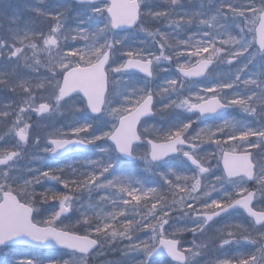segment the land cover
<instances>
[{
    "label": "rangeland",
    "instance_id": "1",
    "mask_svg": "<svg viewBox=\"0 0 264 264\" xmlns=\"http://www.w3.org/2000/svg\"><path fill=\"white\" fill-rule=\"evenodd\" d=\"M252 3L261 6L264 0H141L140 30L114 33L104 3L75 5L64 0H0V196L4 191L15 193L33 209L36 225L53 226L99 240L100 251L94 253V258L100 259L98 264H137L144 258L137 245L147 242L154 246L160 237L163 219L168 220L163 230L166 237L192 234V239L182 242L184 250L191 248L188 264H219L224 257H235L247 252L249 247L254 251L253 245L239 241L243 236L260 240L258 233L264 232V227L254 228L240 213L227 216L204 231L199 230L202 222L188 217L189 210L211 212L214 209L204 205L225 198L227 193L235 198L241 189L243 194L247 192L243 179H217L223 175L211 162L215 163L216 154L225 147L232 152L252 153L256 165L252 184L257 192L255 208L264 210V146L255 147V137L250 138V145L239 139L227 143L218 139L234 132L264 128V99L260 98V93L264 92V53L260 54L254 43L259 14L246 10V5ZM224 5H233L240 11H231L225 6L222 10L227 17L216 15L217 9ZM151 21L167 23L149 33L146 23ZM54 28L60 47L49 50L43 41L53 36ZM16 48L21 51L10 58ZM67 48L82 49L87 55H69L62 61L65 66L62 68L61 57L69 51ZM217 48L222 51L217 53ZM107 49L112 50V58L103 114L98 118L89 117L84 102L78 97L56 104L60 86L58 74L62 75L72 66L91 64ZM127 57L152 61L153 79L113 73ZM204 57L216 59L218 64L203 81L186 83L176 74V67L189 66ZM230 59L234 62L229 63ZM147 94L154 97L155 116L140 128L144 143L170 139L183 128L184 136L195 144L192 154L208 166L205 173L195 172L182 157L150 168V156L144 148L134 150L138 157L134 162H123L113 155L104 134H109L117 118ZM210 95H217L236 109L215 122L201 124L187 109ZM240 100L248 104L247 110ZM43 101L50 105V111L40 116L32 109ZM21 129L24 140L19 139ZM217 129L223 131L216 139L197 137L201 130ZM73 137L89 145L93 160L87 165L91 177L88 189L96 204L77 205L73 198H66L68 196L56 202H40L38 198L42 194L37 191V185L44 180L42 177L55 179L54 182L57 179L42 172L50 162L47 139ZM197 182L199 188L193 191ZM126 189L141 192L129 194ZM137 204L157 206L162 211L161 219L153 221L149 214L144 220L139 219L125 233L133 231L134 235L131 239L123 238L118 252L107 250L118 241L112 233L118 228L125 230ZM165 212L170 215L165 216ZM145 223L151 227L145 229ZM137 225L140 226L134 230ZM138 233L139 237L135 238ZM232 239L235 242L221 247L224 240ZM30 250L0 248V264H89L76 254Z\"/></svg>",
    "mask_w": 264,
    "mask_h": 264
},
{
    "label": "water",
    "instance_id": "2",
    "mask_svg": "<svg viewBox=\"0 0 264 264\" xmlns=\"http://www.w3.org/2000/svg\"><path fill=\"white\" fill-rule=\"evenodd\" d=\"M70 1H73L77 4H86V3L95 4L101 1L108 2L109 5L106 10V13L111 21V28L117 32L131 30L134 27H136L139 22V6L136 0H70ZM256 34H257V45L261 50L262 47H264V19L262 18L260 20L259 26L256 29ZM106 56L107 59L105 60V64L102 67H100L99 70H97L96 68V65L98 63L97 61L96 63L88 67H76L67 71L62 77V82L60 86L61 89L62 87H65L67 85H78L79 87L77 91L80 94L79 93H75L72 95L70 94L69 97L80 95L85 101L91 99L94 103L98 105L99 108V112L94 114L91 113V111L87 107L90 114L94 116L99 115L101 113L104 105V98L107 92V76L105 73V69L110 59L109 50L106 51L100 59H105ZM203 61H209V60H203ZM201 62L202 61H200L192 68L184 69V71L180 69L178 70V72L186 80L201 79L205 77L207 72L214 65V61L210 60V63L204 66L203 71H200V68L202 66ZM129 64L130 66L125 67V65H129ZM144 66L148 67V72H144L142 70ZM192 70H195L197 74L195 75L185 74L186 71H192ZM121 71L138 72L148 78L152 77L151 63L136 59H128L125 62L124 67L121 69ZM60 89L58 91V95L60 93ZM66 99L67 98H65L63 101H65ZM215 100L219 101L218 98H215ZM211 102H213V98H210L196 105L197 106L196 108L191 107L190 112L199 113L202 120H207L230 110L229 106H225L220 103L221 107L219 109L212 112H207V111L202 112L201 108H207ZM152 116H153L152 98L147 97L132 112L125 115L119 120L118 127L115 129L113 134H115L117 139L120 140L122 143L126 142L129 144L130 148H132L133 145L140 143V139L137 133V129L140 122ZM133 135L135 136V139L132 138ZM53 141H60L61 147L57 148L56 145L53 143ZM109 141L112 142L116 148V145L111 139V136L109 138ZM167 143L168 142L153 143L150 147V150L152 151L153 145L163 146L166 145ZM49 144L52 146V152L50 153V156L52 158H60L71 153L72 146H75L76 151L85 148L84 143L77 140H49ZM187 146L189 145L186 142L184 145H179V144L176 145L177 149L178 147H187ZM228 153L230 152L223 153L221 157L220 166L223 170V173L225 171L226 165H231L233 163V158L229 156ZM119 154L126 159L129 160L133 159L132 155L130 156L128 154H122V153ZM176 154L177 152L169 153L167 156L159 160H156L154 162L158 163ZM235 154L237 157H239V156H247L249 153H235ZM189 162L191 163V161ZM242 165L245 168V171L252 172L253 178L249 180L247 175L244 172H241L232 178H228V180L244 177L249 182L253 181L255 175V166L251 161V155L248 160L242 162ZM234 209H241V208L238 206H234L233 208H230L225 212L221 213L217 217H214L212 221ZM241 210L245 213V215L248 218L252 219L243 209ZM196 217L202 218V215H195L194 218ZM31 218H32V210L30 208L19 203V201L13 194L3 193L2 201L0 203V247L31 246L40 249H61L69 252H77L78 254H82V255H88L98 246L97 242L89 237H82L67 232L58 231L52 227H46V228L37 227L34 224H32ZM212 221H209L208 224L211 223ZM256 226H260V225H256ZM91 241H95V243L91 244L90 243ZM158 257H167L171 260V258L168 257L166 253H164L163 256L154 254L148 259L150 260ZM185 262L186 259L184 261V264Z\"/></svg>",
    "mask_w": 264,
    "mask_h": 264
},
{
    "label": "snow or ice",
    "instance_id": "3",
    "mask_svg": "<svg viewBox=\"0 0 264 264\" xmlns=\"http://www.w3.org/2000/svg\"><path fill=\"white\" fill-rule=\"evenodd\" d=\"M225 6L231 11H240L239 9L234 8L233 5H224L221 6L220 8L217 9L216 15H220L223 18L227 17V14L222 10ZM246 10L250 13L253 14H259V17L264 19V5L257 6L254 3L246 5ZM242 14V12H241ZM208 26H211V22H208ZM55 32L56 29H53V36L47 37L44 39L43 43L46 48L49 50H54L60 47L59 41L55 38ZM222 43H229L227 40H222ZM32 47H35V45H32ZM69 49L64 55L61 57V67H65L64 64L62 63L63 60L67 59L69 55H87L86 53H83L82 49ZM21 49L16 48L11 54L10 58H14ZM207 51V49H205ZM222 50L217 48L216 52L219 53ZM261 51H264V47H262ZM107 59V56L105 59H100L98 60V63L96 65L97 70L100 69L105 64V60ZM229 63L234 62L233 60H229ZM209 61H202L201 62V68L200 71H203L204 66H206ZM131 64V62H130ZM125 65V67L130 66ZM144 72H148V67L144 66L142 68ZM182 71H184L183 67L181 68ZM186 75H195L197 72L195 70L192 71H186ZM55 75V73H53ZM256 83H259L256 81ZM78 85H67L65 87H62L60 89V93L57 96V102L61 103L65 98H68L70 94H75L79 93L77 91ZM227 87V85H226ZM25 91H30V89L25 88ZM80 94V93H79ZM260 98L264 99V92L260 93ZM33 101H35V95L32 97ZM87 104L88 109L91 111V113H98L99 108L96 103H94L91 99H88L85 101ZM239 103L244 104L245 109H248V104L244 100H240ZM192 108H196V105H191ZM221 107V104L219 101L215 100L213 98V102L210 103V105L207 108H201V111H207V112H212ZM37 115L43 116L46 113L50 111V105L46 102L43 101L39 104V107L33 108L32 109ZM254 111V110H253ZM134 122V121H133ZM190 124L187 125V127L190 128ZM25 127H29L28 125H25ZM223 129H217L216 131L212 130H201L200 133H197V137L204 135L208 140H213L214 138H218V134L222 132ZM24 130L21 129V132L19 134V139L24 140L25 135L23 134ZM186 134L185 129L181 128L180 130L176 131L174 134V138L170 137L168 143L166 145L160 146V145H153L152 146V151L150 154V158L153 161L159 160L165 156H167L169 153H176L177 152V147L176 145H184L185 140L183 139V136ZM105 136H109L108 133L104 134ZM255 137L256 138V143L255 147L261 148V146H264V128H259V129H247L244 131H241L239 133H232L229 134L227 137H219L218 139H224L225 143L229 141H234L236 139L241 140L244 142L246 145H250L251 141L250 138ZM135 139V136L133 135L132 137ZM226 138V139H225ZM111 139L116 145V149L119 153L122 154H128V155H133V150L130 148L128 143H122L120 140L117 139L115 134L111 135ZM195 139V138H194ZM53 143L56 145L57 148L61 147V142L60 141H53ZM220 145H218L219 147ZM147 155V154H146ZM229 156L233 158V163L231 165H226L224 175L221 177H218L217 179L220 180H226L228 178H232L236 176L238 173L244 172L249 180L253 178V174L251 171H245V168L242 165L243 161H246L250 158V153L247 156H239L237 157L234 150L231 153H228ZM184 157H186L189 161H191V164L196 166L198 168V171L203 174L207 171V169L202 166L201 162L196 159L194 156L190 155L188 152L184 153ZM199 188V183L197 182L196 184L193 185V191H197ZM125 191H128L129 194H137L140 193V189H126ZM243 189L241 191H238L236 193L237 199H232V193H227L225 198H222L220 200H213L211 203L205 204V208H212V209H217L215 211H212L211 214H205L202 215V219L204 221L203 225L199 227L200 231H204L206 228L205 226L208 224L209 221H212L214 217H217L221 213L225 212L226 210L233 208L234 206H238L241 209H243L253 220V222L256 225L264 226V212H258L254 211L252 207V202L254 200V193L253 192H248L247 195H243ZM150 193H144V195L149 196ZM152 195V194H151ZM160 199H163V197H160ZM226 200L228 203H226ZM138 202H139V197H138ZM219 205V208L217 207ZM189 208H192V205H188ZM158 211V209H156ZM153 213H149V216L151 217ZM170 215V213L165 212V216ZM133 224L132 221H128L125 225V232L130 230L131 225ZM168 224L167 219H163L161 224H160V239H159V245L158 246H153L152 244H149L145 242L143 245H137L138 250L143 254V259H139L137 261V264H147L148 258L155 255H160L163 256L164 253L167 254L168 257L171 258L172 261L176 262V264H184V261L186 259L187 254L191 251V248H188L187 250H180L179 249V242L178 240L168 238L164 235V228ZM145 229H149L151 226L148 225L147 223L144 224ZM153 232H155V229H151ZM183 231V230H181ZM193 234H196L195 228H193ZM115 235V231L112 233ZM121 236L124 235V232L119 233ZM229 235H233L232 233H229ZM260 240H257L255 238L249 237V236H243L242 239H240L239 242H247L250 245L254 246V251L250 252H242L238 253L235 257H224L223 259L219 260V264H264V243H261V241H264V232L258 233ZM131 239V237H128ZM155 238V237H154ZM235 242L234 239L232 240H224L221 247L225 245H229L230 243ZM91 244H94L95 241H91ZM194 243V241H193ZM259 244V246H257Z\"/></svg>",
    "mask_w": 264,
    "mask_h": 264
},
{
    "label": "flooded vegetation",
    "instance_id": "4",
    "mask_svg": "<svg viewBox=\"0 0 264 264\" xmlns=\"http://www.w3.org/2000/svg\"><path fill=\"white\" fill-rule=\"evenodd\" d=\"M193 83V82H192ZM197 116V115H196ZM223 117V116H222ZM197 118H198V116H197ZM221 117H216L215 119H213V120H210V121H208V122H205L206 124L207 123H212V122H215L216 120H218V119H220ZM200 122V121H199ZM201 123V122H200ZM202 124V123H201ZM136 148H144V150L147 152V154H149L150 155V152H149V144H148V146H145L144 144H143V141H142V143H141V145H139V146H137ZM135 148V149H136Z\"/></svg>",
    "mask_w": 264,
    "mask_h": 264
},
{
    "label": "trees",
    "instance_id": "5",
    "mask_svg": "<svg viewBox=\"0 0 264 264\" xmlns=\"http://www.w3.org/2000/svg\"><path fill=\"white\" fill-rule=\"evenodd\" d=\"M51 193H52V191L51 190H48L46 192V195L49 196ZM46 200H49V197H46ZM89 264H91V261L89 262Z\"/></svg>",
    "mask_w": 264,
    "mask_h": 264
}]
</instances>
